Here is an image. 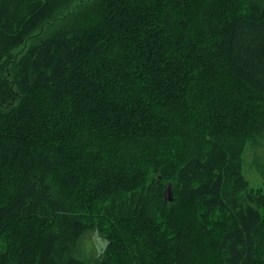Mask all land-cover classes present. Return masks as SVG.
Listing matches in <instances>:
<instances>
[{
  "label": "trees",
  "instance_id": "trees-1",
  "mask_svg": "<svg viewBox=\"0 0 264 264\" xmlns=\"http://www.w3.org/2000/svg\"><path fill=\"white\" fill-rule=\"evenodd\" d=\"M248 147L264 0H0V264H264Z\"/></svg>",
  "mask_w": 264,
  "mask_h": 264
},
{
  "label": "rangeland",
  "instance_id": "rangeland-1",
  "mask_svg": "<svg viewBox=\"0 0 264 264\" xmlns=\"http://www.w3.org/2000/svg\"><path fill=\"white\" fill-rule=\"evenodd\" d=\"M253 152L251 148H247L244 156L243 175L247 181L249 188L262 189L264 190V178L256 171L252 164ZM166 194V190H165ZM1 247V245H0ZM103 247V240L100 239L95 233L87 232L83 236L81 247L79 248L82 252V257L85 261H91L96 258Z\"/></svg>",
  "mask_w": 264,
  "mask_h": 264
},
{
  "label": "water",
  "instance_id": "water-1",
  "mask_svg": "<svg viewBox=\"0 0 264 264\" xmlns=\"http://www.w3.org/2000/svg\"><path fill=\"white\" fill-rule=\"evenodd\" d=\"M168 196H169V197H168V198H169V200H171V193H169V195H168Z\"/></svg>",
  "mask_w": 264,
  "mask_h": 264
}]
</instances>
